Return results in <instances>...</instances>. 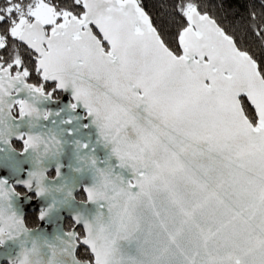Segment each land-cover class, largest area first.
<instances>
[{
    "label": "snow or ice",
    "instance_id": "1",
    "mask_svg": "<svg viewBox=\"0 0 264 264\" xmlns=\"http://www.w3.org/2000/svg\"><path fill=\"white\" fill-rule=\"evenodd\" d=\"M241 7L0 0V264H264V0Z\"/></svg>",
    "mask_w": 264,
    "mask_h": 264
},
{
    "label": "flooded vegetation",
    "instance_id": "2",
    "mask_svg": "<svg viewBox=\"0 0 264 264\" xmlns=\"http://www.w3.org/2000/svg\"><path fill=\"white\" fill-rule=\"evenodd\" d=\"M77 199L78 200L83 199V195L77 194ZM38 210L39 209H35V211L26 212L25 219L28 227L36 229V227H38L41 224L40 221L37 219Z\"/></svg>",
    "mask_w": 264,
    "mask_h": 264
},
{
    "label": "water",
    "instance_id": "3",
    "mask_svg": "<svg viewBox=\"0 0 264 264\" xmlns=\"http://www.w3.org/2000/svg\"><path fill=\"white\" fill-rule=\"evenodd\" d=\"M35 209H38V207H37L36 203H33L31 205V207H27V206L24 207V213L26 214V212L35 211ZM40 223H42V222H40ZM40 227H41V224L38 227H36V229H38ZM45 229H46V231L51 232L53 230V226L52 225H48V226L45 225ZM36 235H38V234H36ZM49 239H51V237H49ZM29 246H31V245L29 244ZM0 258H6V256L3 253H0Z\"/></svg>",
    "mask_w": 264,
    "mask_h": 264
},
{
    "label": "trees",
    "instance_id": "4",
    "mask_svg": "<svg viewBox=\"0 0 264 264\" xmlns=\"http://www.w3.org/2000/svg\"><path fill=\"white\" fill-rule=\"evenodd\" d=\"M150 3L155 2V0H149ZM252 0H238L239 5H245V7H241L239 10L243 15L247 14V5L250 4Z\"/></svg>",
    "mask_w": 264,
    "mask_h": 264
}]
</instances>
